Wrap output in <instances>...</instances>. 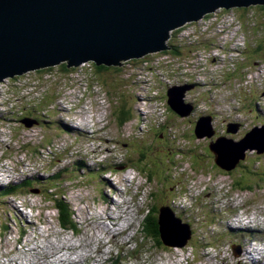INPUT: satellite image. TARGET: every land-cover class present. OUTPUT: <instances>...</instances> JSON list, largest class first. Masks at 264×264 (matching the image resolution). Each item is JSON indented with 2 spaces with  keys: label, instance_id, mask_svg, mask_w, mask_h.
Here are the masks:
<instances>
[{
  "label": "rangeland",
  "instance_id": "1",
  "mask_svg": "<svg viewBox=\"0 0 264 264\" xmlns=\"http://www.w3.org/2000/svg\"><path fill=\"white\" fill-rule=\"evenodd\" d=\"M216 11L177 32L184 37L176 43L178 60L167 58V53L150 54L122 61L117 70L113 67L100 73L94 71L91 62L69 68L72 72L61 70L60 63L0 80V195L3 186L18 185L17 194L0 196V264H35L41 260V264H53L48 262L50 258L55 264H63L57 261L64 257L68 264L65 254L77 248L75 255L93 259L90 264H108L118 244L132 237L134 231L137 241L130 246L135 251L131 256L128 250L120 251V264H167L161 261L167 256L187 264H264L263 258L253 255L259 248L248 238L258 236V231L243 230L247 224L255 226L250 223L254 219L264 222V155L250 150L234 171H222L209 152V145L216 140L194 134L197 115L179 117L166 105L167 88L181 87L180 82L184 84L188 77L199 79L192 74V63L199 67L208 58L217 57L215 67L222 70L223 59H233L232 50L240 43L246 47L245 29L259 30L252 34L249 47L253 49L258 42L263 48L259 57L264 59V26L260 19H254L262 10H251L250 16L240 18ZM229 23L241 29L238 37L229 39L230 49L222 52V46L217 45L208 53H200L199 58L182 59L205 44L202 40L201 44H190L187 38L191 33L203 28L209 38L210 31L216 33ZM222 45L228 46L224 41ZM244 57V68L249 70L253 58L248 56V62ZM204 67H199L200 72ZM241 67L238 65L231 75L238 81L235 88L233 82L230 84L233 79L224 77L226 86L217 108L218 122H242L241 117L247 116L246 126L233 136L235 140L264 119L257 104L263 98V109L264 96L257 84L264 80V67L259 69L256 63L248 76L256 90L242 80ZM213 77L212 70L202 71L200 80L206 85L199 91L205 92L198 95L196 85L190 99L201 101L200 106L219 102L221 91L212 85L217 81ZM228 106H233L236 114ZM121 108L129 115L120 125L116 116ZM25 119L36 123L27 126ZM217 134L222 135L221 131ZM57 174L59 177L51 180ZM64 202L74 213V231L61 225L58 205ZM118 205L132 207L133 212L128 209V213L124 207L123 218L113 217L119 225L132 224V231L116 238L115 243L111 239L114 246H105L102 242L112 236L103 232L114 230L100 217L117 207L119 211ZM146 219L157 225L162 221L170 236L190 232L187 245H163L159 226V239L153 230L146 238ZM65 246L73 249L61 248Z\"/></svg>",
  "mask_w": 264,
  "mask_h": 264
},
{
  "label": "water",
  "instance_id": "2",
  "mask_svg": "<svg viewBox=\"0 0 264 264\" xmlns=\"http://www.w3.org/2000/svg\"><path fill=\"white\" fill-rule=\"evenodd\" d=\"M263 5L264 0H0V80L60 63L67 68L87 62L117 67L122 61L168 51L172 31L216 9ZM191 88L182 85L176 93L170 88L166 91V103L179 117H188L193 110L184 102ZM211 120L201 116L195 122L197 138H212ZM23 121L27 126L36 123ZM238 127L229 124L226 132L236 134ZM215 140L209 145L215 164L231 171L246 151L264 153V125L252 128L238 141ZM158 226L167 247L181 248L190 239V232L170 236L162 221Z\"/></svg>",
  "mask_w": 264,
  "mask_h": 264
},
{
  "label": "bare ground",
  "instance_id": "3",
  "mask_svg": "<svg viewBox=\"0 0 264 264\" xmlns=\"http://www.w3.org/2000/svg\"><path fill=\"white\" fill-rule=\"evenodd\" d=\"M261 61V60H260ZM90 63V62H89ZM253 64H256V62H253ZM84 66V65H83ZM74 68H76V67H74ZM43 69V68H42ZM36 70H39V69H36ZM260 81V80H259ZM191 86H192V88L190 89V90H192V92H194V88H195V86H196V84H192L191 83ZM170 89H173V91H174V93H176L177 91H178V89H179V87H173V88H170ZM194 89V90H193ZM212 100V97L211 96H208V101H211ZM211 108H209V110H210ZM229 109L230 110H233V111H235L236 112V110H235V108L233 107V106H231V107H229ZM212 113L214 112L212 109L210 110ZM198 114H200V113H198ZM257 120H258V118H257ZM87 121V120H86ZM83 122V121H82ZM242 129V126H239L238 127V130H237V133L240 131ZM236 134H232V137H231V139L232 140H234L235 141V139H234V137L233 136H235ZM226 146V145H225ZM226 148H228V147H226ZM247 152L248 151H246V154H247ZM246 156V155H245ZM240 160H242V159H240ZM240 160H238V162L240 161ZM12 183H10V184H8L7 186H3V187H13L12 185H11ZM20 185V184H19ZM14 187H16L15 185H14ZM10 196H13V195H10ZM119 206V205H118ZM126 205H120L119 206V211H118V207L115 209V211H111L110 212V214H105V215H103L102 217H100L102 220H105L104 221V224L105 225H107L106 223H108V227L112 230H114L112 233H110V234H107V233H104L103 232V235H111L112 236V243H115V239L116 238H118V237H125V236H127L128 235V233L129 232H131L132 231V224H126L125 223V225L124 226H122V225H119L117 222H115V218H113L114 217V215H115V217H116V219H121V218H123L122 217V211H123V209H124V207H125ZM131 208L132 207H129V206H126L125 207V210L127 211V213H128V209H130V211L131 212H133L132 210H131ZM126 213V212H125ZM126 213V214H127ZM128 218H132V216H129ZM127 218V219H128ZM110 221V222H112L111 223V225L113 226V228H112V226L109 224V222L108 221ZM90 221L91 222H95L96 220L95 219H90ZM117 226H120V229H118L117 228ZM142 226V225H141ZM97 228H99V227H97ZM103 229V228H102ZM72 231H74V230H72ZM166 232V231H165ZM103 235H101L100 237L103 239ZM233 235V234H232ZM253 236V235H252ZM146 238H150V237H146ZM101 239V240H102ZM136 241H137V237H136V232L134 231V233H133V235H132V237H129L128 238V240H124V243H119L118 244V246H117V248H115V251L113 252V253H115L116 252V254H115V257H114V259L116 260V264H120V261H119V257H118V254H119V252L120 251H122V250H128L129 251V255L131 256V254L135 251V249H132L131 248V246H130V244H135L136 243ZM162 242V241H161ZM102 244L103 245H111V243L110 242H107V241H104V242H102ZM81 246V245H80ZM79 246V247H80ZM112 246H114V245H111V247ZM167 247V246H166ZM62 249H67V250H72L73 248L71 247V246H65V247H61ZM79 252V250H78V248H77V250L75 251V252H72V253H66L65 254V256L67 257V259L69 258V260H70V262L68 263V264H83V263H85V264H89V262L91 261V259H88V260H85V259H81V258H83V256H81V255H79V254H77V255H75V253H78ZM96 252V251H95ZM52 253V252H51ZM51 253H49V254H47V259L49 258V257H51ZM112 253V252H111ZM74 256L75 255V258H71L70 256ZM45 256V255H44ZM63 256L64 255H62L60 258H63ZM78 256V257H77ZM129 257V256H128ZM114 259H111V260H113L114 261ZM247 259V258H246ZM66 260V258L64 257L63 259H59L57 262L58 263H62L63 261H65ZM163 259H161V261H162ZM50 261H53L52 263L53 264H55V260H52V258H50L49 260H48V262H50ZM125 261V260H124ZM31 262V261H30ZM33 262H34V260H33ZM43 262V260H41L40 262L38 261H36V263H38V264H41ZM66 262V261H65ZM35 263V264H36ZM114 262H112V261H110V264H113ZM175 263V262H174ZM177 263L178 264H187V262L186 263H183V261L182 262H180V261H177ZM261 263V262H260Z\"/></svg>",
  "mask_w": 264,
  "mask_h": 264
},
{
  "label": "trees",
  "instance_id": "4",
  "mask_svg": "<svg viewBox=\"0 0 264 264\" xmlns=\"http://www.w3.org/2000/svg\"><path fill=\"white\" fill-rule=\"evenodd\" d=\"M263 8H264V6L261 7V9H263ZM177 31H174L171 34V35H173V39L174 40L176 38ZM170 46L172 48L171 51H166V52H163L161 54H166L167 53V56L170 55V57H172V58L176 57L177 59H179V53H180L179 48H177L176 46H173V45H170ZM209 64H212V63H211V61L208 60L207 63H206V65H205V68H208L209 67ZM92 66H93L94 71L96 73H100V72H102L104 70H109L110 68H113V67H105V66H95L94 64ZM60 67H62L61 70H63V71L72 72L71 71L72 69L70 70L69 68L66 67V63L60 64ZM115 69L117 70L118 68L115 67ZM125 115H129L128 110H125L124 108H121L119 114L116 116L117 117V120H118V124L121 125V124H123L127 120L128 116H125ZM58 177H59V174L53 175L50 178H51V180H54V179H57ZM15 186L16 187L13 186V187H10V188L9 187H7V188L6 187H2L1 195L0 196L6 197L9 194L10 195L17 194V186L18 185H15ZM51 195H54V193H51ZM55 196H57V195L55 194ZM58 209H59V215H60L62 227L63 228H68V229L74 230L75 227H74V222H73V219H72L74 213L71 211V207L67 203L64 202L63 205H58ZM143 226H144L143 227L144 228L143 231L146 234L145 235L146 237H150V234H153L152 230L155 233L153 235H155L156 238L159 237V234H158V225H157V222L156 221L150 223L148 221V219H146V223ZM159 244H160V242H159Z\"/></svg>",
  "mask_w": 264,
  "mask_h": 264
},
{
  "label": "flooded vegetation",
  "instance_id": "5",
  "mask_svg": "<svg viewBox=\"0 0 264 264\" xmlns=\"http://www.w3.org/2000/svg\"><path fill=\"white\" fill-rule=\"evenodd\" d=\"M261 7L262 6H256V7H251V8L248 7L247 9H245V11H238L236 14L240 18L247 11L254 10L256 12V11H261L262 10V13L260 12L259 14H257L254 17V19H260V22L259 23H261V25L264 26V19H263V16H264V8L261 9ZM245 30H246V35H247V44H246V48H245V50L243 52V56L246 55L248 62H249V57L248 56H251L253 58L252 63L253 62L258 63V62L263 61L264 59L259 57V55H260L259 53L263 50L262 46L259 45V43L257 42L256 45L253 47V49H252V47H249L251 45L252 39L254 38V36H252V34H254V35L258 34L259 30H251V29H245ZM263 34H264V31H263ZM244 60H245V57H244ZM187 118H190V116L187 117ZM167 142H168V138H167Z\"/></svg>",
  "mask_w": 264,
  "mask_h": 264
},
{
  "label": "built area",
  "instance_id": "6",
  "mask_svg": "<svg viewBox=\"0 0 264 264\" xmlns=\"http://www.w3.org/2000/svg\"><path fill=\"white\" fill-rule=\"evenodd\" d=\"M198 32H200L201 34H206V32L203 30V28H201L199 31H197V33ZM239 34H240V29H238L236 26H231L229 23L228 25H221L220 30L216 33H213L210 31L209 36H216L217 37L216 38V45H221L222 46V52H223V50L230 49L229 48V39L238 37ZM222 41L226 42L228 44V46L222 45ZM219 55L222 57V53H220ZM209 59L210 58L205 60V64H201V66H199V67H204ZM215 59L218 60L217 57H215ZM225 60L226 59H223V64H224ZM230 66H232V64H230ZM257 85H259L262 88L264 86V80L260 81L259 84H257Z\"/></svg>",
  "mask_w": 264,
  "mask_h": 264
},
{
  "label": "clouds",
  "instance_id": "7",
  "mask_svg": "<svg viewBox=\"0 0 264 264\" xmlns=\"http://www.w3.org/2000/svg\"><path fill=\"white\" fill-rule=\"evenodd\" d=\"M220 9V8H219ZM223 9V8H222ZM218 10V9H217ZM230 9H228V10H224L223 9V13H228V11H229ZM216 12H218V11H216ZM212 13V12H211ZM211 13H208V14H206V15H204L203 17L206 19V18H208L209 16H211ZM207 49H205L203 52H206V53H208V52H210L211 50H207ZM163 53V52H162ZM167 58H169V56H167ZM204 69H206L205 67H204Z\"/></svg>",
  "mask_w": 264,
  "mask_h": 264
}]
</instances>
